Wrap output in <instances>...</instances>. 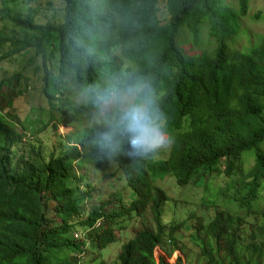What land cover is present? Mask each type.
Listing matches in <instances>:
<instances>
[{
  "label": "trees",
  "instance_id": "trees-1",
  "mask_svg": "<svg viewBox=\"0 0 264 264\" xmlns=\"http://www.w3.org/2000/svg\"><path fill=\"white\" fill-rule=\"evenodd\" d=\"M238 1L240 12L229 0H0V64L30 56L0 77V264H264V38L231 45L250 10ZM129 72L160 93L173 144L115 170L82 93ZM30 90L49 106L33 135L16 109ZM169 178L204 192L201 213L179 207L161 186Z\"/></svg>",
  "mask_w": 264,
  "mask_h": 264
},
{
  "label": "clouds",
  "instance_id": "clouds-1",
  "mask_svg": "<svg viewBox=\"0 0 264 264\" xmlns=\"http://www.w3.org/2000/svg\"><path fill=\"white\" fill-rule=\"evenodd\" d=\"M82 94L103 113V118L100 112L93 115L98 119L93 122L94 145L102 156L114 158L115 170L126 169L128 160L153 161L171 149L169 117L149 78L118 73L103 85L84 88ZM231 213L240 214L237 209Z\"/></svg>",
  "mask_w": 264,
  "mask_h": 264
},
{
  "label": "rangeland",
  "instance_id": "rangeland-1",
  "mask_svg": "<svg viewBox=\"0 0 264 264\" xmlns=\"http://www.w3.org/2000/svg\"><path fill=\"white\" fill-rule=\"evenodd\" d=\"M232 2L233 6L237 9L238 12H240V2L238 0H229ZM3 5V6H2ZM12 8L14 9L13 16L19 15L21 11L18 8L17 4L11 3ZM5 9V5L1 4L0 9ZM24 12L26 13V8H23ZM0 14V18H1ZM242 20V27H241V33L235 38L234 41H232L231 45L234 48L237 49H242V50H247L249 47L254 46L256 44H259L262 39L264 38V0H251L250 1V10L248 15L241 16ZM3 24L1 23L0 26ZM192 39V38H191ZM210 39V37H209ZM208 39V40H209ZM210 41V40H209ZM191 44L187 45V48H190ZM30 60V56L26 57H19L14 61H6L2 64H0V77H3L6 74L9 75H14L17 72L23 71L27 67V63ZM28 76L31 77L33 80L31 81V86L32 89H37L40 91L43 87V83L40 80V78L35 77L33 69L27 70ZM28 92V91H27ZM25 93L24 96L18 98L17 103H16V109H17V114H19L25 121H27V126L30 128L32 127V131L28 134L33 135L36 134L39 129H41L43 122L49 120V106L47 105V101L44 98L43 94L40 92H35L34 90H30V93ZM100 118H103V113L100 112ZM29 120L31 121L29 123ZM98 119L94 121V124H97ZM71 129L70 128H65L61 127L58 132L60 134H67ZM254 164V161L252 158L247 159L245 163L246 168H251ZM213 180H211L212 182ZM221 184V180L217 179V183L214 184L215 187L219 186ZM161 186L168 192V194L174 198L177 199L178 201H181L179 204V207L181 209H193L197 208L196 205L199 207V213L202 212V208L200 206V203L203 199L204 192L199 191L196 189L194 190H186L187 188L185 187H179L176 185L175 180L169 178L166 179L164 182L161 183ZM109 190H112L108 185H107ZM218 190V189H215ZM264 191V190H263ZM216 193L215 191L213 194ZM132 194V191L130 189L126 190V196L128 200L130 199V196ZM176 195V196H175ZM188 200L189 205L185 207L184 201ZM261 207H264V202L261 204ZM229 209H239V206L234 202L231 205L228 206ZM206 209V208H205ZM221 209L217 210L214 208L206 209L210 214L215 216V214L220 211ZM243 213L244 215L247 214L246 210L240 209V213ZM165 218L172 220L174 217L173 214V209L170 205H165ZM183 217H181L177 222H181ZM246 230V228H244ZM117 237L119 238V233L116 232ZM127 242L126 238L121 239V243L118 245H115L112 247V254L110 257H107V261H112L113 259L116 258L118 253L121 250V247L124 243ZM98 254V253H96ZM160 256H166L164 255L163 251L161 249L156 250V258L157 261H159ZM92 255H86L84 258V262L86 264H98L93 263L91 260ZM178 257V253L174 254L171 258H168V261L170 263H174Z\"/></svg>",
  "mask_w": 264,
  "mask_h": 264
}]
</instances>
